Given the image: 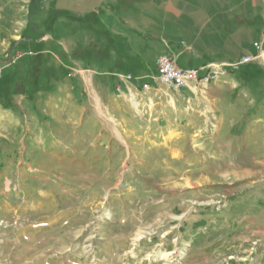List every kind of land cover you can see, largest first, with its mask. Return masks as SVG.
<instances>
[{"label": "rangeland", "instance_id": "rangeland-1", "mask_svg": "<svg viewBox=\"0 0 264 264\" xmlns=\"http://www.w3.org/2000/svg\"><path fill=\"white\" fill-rule=\"evenodd\" d=\"M261 38L244 33V47ZM259 45L239 84L159 83L132 89L135 105L104 81L36 99L0 93V264L261 260Z\"/></svg>", "mask_w": 264, "mask_h": 264}, {"label": "crops", "instance_id": "crops-1", "mask_svg": "<svg viewBox=\"0 0 264 264\" xmlns=\"http://www.w3.org/2000/svg\"><path fill=\"white\" fill-rule=\"evenodd\" d=\"M262 15L264 0H0V93L18 86L36 99L102 81L134 89L155 75L160 54L183 68L231 63L255 52L244 33H262L264 48V24L253 20ZM233 72L206 86L239 84Z\"/></svg>", "mask_w": 264, "mask_h": 264}, {"label": "built area", "instance_id": "built-area-1", "mask_svg": "<svg viewBox=\"0 0 264 264\" xmlns=\"http://www.w3.org/2000/svg\"><path fill=\"white\" fill-rule=\"evenodd\" d=\"M253 47L262 52L261 47L258 42H253ZM31 54V52H29ZM22 54H15L9 57L6 63L15 62ZM259 55L247 54L240 57L238 60L231 63H206L195 68H183L176 64L175 58L169 54H160L156 59V73L151 77L149 81H143L140 87L134 88L137 92H146L152 88V82L159 84H165L168 87H172L176 90L181 88H188L190 90L196 89L198 87H205L208 83L217 79L220 73H226L230 71H235L241 65L251 62L253 59L257 58ZM227 67V68H226ZM0 77H1V67H0ZM120 80H130L133 78L131 74H118ZM117 91H120V86H117ZM130 95L134 96L132 89H127Z\"/></svg>", "mask_w": 264, "mask_h": 264}, {"label": "bare ground", "instance_id": "bare-ground-1", "mask_svg": "<svg viewBox=\"0 0 264 264\" xmlns=\"http://www.w3.org/2000/svg\"><path fill=\"white\" fill-rule=\"evenodd\" d=\"M131 98H130V100H131V102H132V104H134L135 105V102H134V100H136L135 99V97L134 96H132V95H129Z\"/></svg>", "mask_w": 264, "mask_h": 264}, {"label": "trees", "instance_id": "trees-1", "mask_svg": "<svg viewBox=\"0 0 264 264\" xmlns=\"http://www.w3.org/2000/svg\"><path fill=\"white\" fill-rule=\"evenodd\" d=\"M234 73V72H233Z\"/></svg>", "mask_w": 264, "mask_h": 264}]
</instances>
